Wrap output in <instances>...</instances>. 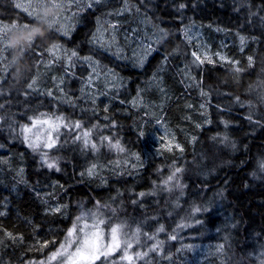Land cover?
<instances>
[{"label":"trees","instance_id":"obj_1","mask_svg":"<svg viewBox=\"0 0 264 264\" xmlns=\"http://www.w3.org/2000/svg\"><path fill=\"white\" fill-rule=\"evenodd\" d=\"M90 5L41 38L46 22L0 0V38L33 27L0 39V264H49L83 213L133 221L144 245L94 264H264V0ZM52 112L69 127L29 147L24 128Z\"/></svg>","mask_w":264,"mask_h":264},{"label":"snow or ice","instance_id":"obj_2","mask_svg":"<svg viewBox=\"0 0 264 264\" xmlns=\"http://www.w3.org/2000/svg\"><path fill=\"white\" fill-rule=\"evenodd\" d=\"M91 6V5H89ZM17 7H20V5H17ZM37 8H39L40 12H46L48 10H53L55 12L62 11L66 5L63 3V0H38V3L36 5ZM27 11V9H25ZM29 15H36V19L39 21L41 15L36 14L34 12H29ZM59 16L54 15L51 20L49 21V27L52 29L58 22ZM13 29L17 31L23 32V30H27L28 35H31V32L33 31V27H30L29 25L25 24L22 26L17 27V25L13 24L11 25V28H5V37H2L0 39H3V42L5 44V47H8V41L6 37L8 36L7 33L11 32ZM59 31V29H57ZM35 40H29L30 45L32 46ZM56 45H53L52 48H49L48 51L52 52L54 48H56ZM75 55V53H73ZM195 55V53L193 54ZM197 60H200V57H196ZM203 63V61H200ZM211 62V61H209ZM238 71V69H237ZM35 81H33L34 83ZM31 87V85H29ZM50 119H46L44 121H37L41 122L43 124L48 125V138L45 140L44 145L45 147H51L52 144L49 142L51 138V132L56 131L60 123L63 122L62 117H57L56 120L60 123H50ZM33 123V127H35V123ZM64 127H69L68 125H63ZM76 128H79L80 125L77 123L75 125ZM25 131H31V128H26ZM90 135V133L85 132L84 136L87 137ZM80 137L77 136V139ZM27 139V137H26ZM39 139V135H37V140ZM58 139V137H57ZM104 139H108L105 137ZM84 143L87 145L88 140L85 139ZM111 143V141H109ZM29 147H39L38 143H30ZM95 147V145H93ZM114 147L119 148L120 151H123L124 149L120 147L119 142H117ZM177 148H179V145H176ZM46 155V154H45ZM49 168L56 167L55 163H48ZM59 170V169H57ZM181 169L177 168L175 172H173L172 176L169 177V180H172L176 173L180 172ZM89 174H91V170L89 171ZM143 195V193H141ZM58 210V209H57ZM199 211V209H196ZM89 218L91 219V223H89ZM78 224H73L72 228L68 231L67 237L65 239V242L61 243L56 251H54L49 257V264H51V261H56L59 258V264H94V262L99 259L101 256L107 257L110 252L114 248L119 247V233L121 232L122 226L117 224L115 226H110L109 228V239L108 242H105L104 234L101 231V225L104 224V220L102 218L97 217L95 214H88L86 217L85 215H81L77 217ZM139 230L137 229V232ZM160 231H163V228L161 227ZM11 236V233L8 234ZM175 236H172L171 239H175ZM126 248H131L132 244L131 242L125 240ZM46 246V243H45ZM137 256H140V253H137ZM124 258H127L129 261H131L132 257L127 254V251L124 252ZM43 264V262H41Z\"/></svg>","mask_w":264,"mask_h":264},{"label":"rangeland","instance_id":"obj_3","mask_svg":"<svg viewBox=\"0 0 264 264\" xmlns=\"http://www.w3.org/2000/svg\"><path fill=\"white\" fill-rule=\"evenodd\" d=\"M94 1H98V0H63V3H65L66 7L60 11V12H56L55 15L59 16V20L61 21V23H63L64 19H68V17L65 14V11L68 9V5L71 4L74 8H79L82 7L84 3L86 4H91ZM16 5H20V9L27 13L28 16L31 19H36V15H29V12H34L36 14L41 15L40 20L42 22H46V24L49 23V21L51 20V18L53 16L49 15V11L46 12H40L39 8L36 7L38 0H15ZM27 9V11L25 10ZM71 19V17H69ZM143 24L145 29L147 28L150 35L152 34V31L154 34L157 35L156 31L159 32L158 38L163 36V30L157 28L155 25H153V23H151L149 20H143ZM206 32L208 33L209 36V31H205L203 29H198V30H193L191 32V34L193 35L195 41H197V45L199 46V48L202 47H209L210 46V40L208 39ZM103 34V33H102ZM112 39V36H107V34L104 32L103 35H101V39L98 41V43H104V42H110ZM148 43H143L141 42V46L137 47L134 49V55L137 57H141L142 59H144L146 57L145 54H142V48L147 47ZM146 60V59H144ZM143 60V61H144ZM104 79L107 80V76L106 74H104ZM80 87H77L75 85H71L68 87V90L73 91L74 94L79 92ZM75 97H78L77 94L72 95ZM59 103L61 104H65V105H70L68 104V101L63 97V98H59L57 100ZM98 101H95V103ZM79 103L81 104V106H77V111L79 114L88 116V117H92L94 116V109H92L91 106L88 105H84V101L79 99ZM104 105H107V102L104 103ZM82 107V111L81 108ZM57 117H62L63 118V122L60 123L59 121L56 120ZM50 119V123H60L59 128L56 131H52L51 132V138H50V143L52 144V146L55 144V142L57 141V137L59 136V134L61 133L62 129L64 128L63 125H68V121L66 119V116L64 113H49L46 116H41L35 120H33V122L29 125H27V127L24 128V137L25 140L27 141V143H38L39 147H45L44 142L45 140L48 138V125L47 124H43L41 122H37V121H44L46 119ZM35 123V127H33V123ZM26 128H31V131H25ZM37 135H39V139L37 140ZM27 137V139H26ZM93 150L97 151V148L94 147ZM81 215H85L86 217L88 216V214H79V216ZM104 220V224L101 225V231L104 234L105 237V242H108L109 236V229L106 225L107 223V219L102 218ZM89 223H91V219L89 218ZM75 224H78L77 218L75 220ZM137 224V223H136ZM119 225L122 226L121 232L118 234L119 235V243L121 242L122 244H124V246H126L125 244V240L131 242L132 247H137L138 249L144 247V245L140 242V236L137 234V228H134L135 223H133V221L128 220V219H124L122 223H119ZM72 228V227H71ZM131 247V248H132ZM115 249V248H114ZM113 249V250H114ZM129 249V248H128ZM112 250V251H113ZM59 263V261H58Z\"/></svg>","mask_w":264,"mask_h":264},{"label":"clouds","instance_id":"obj_4","mask_svg":"<svg viewBox=\"0 0 264 264\" xmlns=\"http://www.w3.org/2000/svg\"><path fill=\"white\" fill-rule=\"evenodd\" d=\"M55 13L56 12L53 11V10H50L49 11V15H51V16H54ZM43 30H44V35L43 36H40L41 38H43L46 35V33L50 30L49 23L44 26V29Z\"/></svg>","mask_w":264,"mask_h":264}]
</instances>
